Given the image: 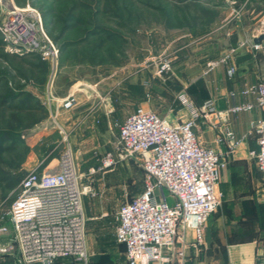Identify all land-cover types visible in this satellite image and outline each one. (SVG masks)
I'll list each match as a JSON object with an SVG mask.
<instances>
[{
	"label": "rangeland",
	"instance_id": "374dc122",
	"mask_svg": "<svg viewBox=\"0 0 264 264\" xmlns=\"http://www.w3.org/2000/svg\"><path fill=\"white\" fill-rule=\"evenodd\" d=\"M227 1L0 0V101L3 97L16 101L21 91H28L47 109V116L27 129L16 112L0 105V223H8V212L18 193V185L4 190L2 177L10 174L19 184L33 169L57 170L62 154L71 147L81 182L90 186L84 196L88 264H125L123 247L114 237L112 215L123 202L144 189L145 171L140 155L120 159L112 167H102L103 155L117 154L118 126L111 118L112 128H109L101 110L92 121L84 122L85 112L96 99L94 84L101 80L107 88L108 75L122 66L143 63L148 82L145 94L151 93L150 99L145 95L148 103L144 107L171 122L189 119L183 99H193L186 96L177 76L183 77L181 69L185 64L182 63L192 48L206 44V32H210L209 41L216 42V28L231 17L232 9ZM28 5L40 12L45 32L58 45L53 92L60 98L74 93L80 105L73 110L59 107L58 102H47L53 75L50 63L38 53L13 43L2 30L10 9ZM169 16L172 22L167 25ZM183 18L187 25L178 26ZM103 31L115 33L118 40L114 41ZM192 40L195 41L191 43ZM100 43H103L101 53L109 61L93 65L89 59ZM113 49L115 54L111 56ZM165 59L171 61L169 70L160 68ZM27 146L29 152L21 161L19 155ZM42 157L45 160L39 164ZM9 226L12 227L10 223ZM9 256L0 255V264H14Z\"/></svg>",
	"mask_w": 264,
	"mask_h": 264
},
{
	"label": "built area",
	"instance_id": "2783aa9c",
	"mask_svg": "<svg viewBox=\"0 0 264 264\" xmlns=\"http://www.w3.org/2000/svg\"><path fill=\"white\" fill-rule=\"evenodd\" d=\"M2 30L21 48L38 53L53 70L48 86L47 102L73 110L78 104L74 93L60 98L53 92L59 48L45 32L40 12L28 5L15 7ZM259 30L264 32V21ZM260 43H253L259 49ZM230 53L206 63V72L228 63ZM162 70L171 69V61L164 60ZM236 72L229 66L228 74ZM147 86L148 82L145 81ZM256 94L264 107V81L243 91ZM146 96L150 99L151 94ZM190 118L171 122L156 111L138 106L123 123L115 143L117 154L102 156V167H112L120 159L140 155L145 171L144 189L116 210V240L126 247V264H180L186 257L184 239L179 226L185 224L195 231L193 246L204 245L206 223L222 205L223 193L218 190L222 171L228 160L214 148L203 145L197 135V120L216 112L212 100L201 107L183 99ZM253 105L240 104L226 112L251 110ZM258 149L256 158L264 175V119L255 127ZM228 137L232 132H227ZM219 137L217 141H222ZM239 140L232 142L234 148ZM36 168L28 172L18 185V193L8 212V223H0V255H14L16 264H88L86 215L83 197L90 186L81 182L71 147L62 154L58 169ZM168 195L175 201H169ZM9 223L12 227L9 226ZM9 236L8 239L3 237Z\"/></svg>",
	"mask_w": 264,
	"mask_h": 264
},
{
	"label": "crops",
	"instance_id": "0c3cea01",
	"mask_svg": "<svg viewBox=\"0 0 264 264\" xmlns=\"http://www.w3.org/2000/svg\"><path fill=\"white\" fill-rule=\"evenodd\" d=\"M227 2L232 9L231 17L216 28V42H210V32H206V44L192 48L187 60L182 63L185 64L181 69L183 77L177 76L183 83L186 96L199 107L207 100L214 102L216 112L199 117L195 129L203 145L216 149L228 160L217 186L223 193L222 205L210 215L206 223L204 245L200 250L192 245L195 240L194 229L185 224L179 226V233L184 239L181 245L186 249V257L181 259L180 264H264V175L256 158L251 155L253 150L258 149L255 127L264 119V107L259 105L256 94L243 93L249 86L264 81V38L256 42L261 44L259 49L253 47L255 39L264 35L262 30L257 29L258 23L264 21V0ZM231 48H236V51L228 63L205 71L210 59L227 55ZM231 65L236 67L232 77L228 74ZM105 80L110 85L107 88L103 87L101 80L94 84L96 95L93 96L96 99L83 119L84 122L89 119L92 121L91 118L97 117L96 112L101 110L103 118L108 119L109 128H112L110 119H114L113 124L118 126L119 134V124L137 106L144 107L148 103L144 86L146 69L140 62L125 65ZM240 104H251L253 108L238 113L226 112L230 107ZM228 131L232 132L231 139L226 135ZM219 137L223 139L218 142ZM235 140L240 143L232 148L231 144ZM44 160L45 157L39 158L38 163ZM167 196L172 203L175 201L168 193ZM115 214L112 220L116 240ZM89 229L92 230L93 225ZM116 243L123 247L126 264V247L117 240ZM105 246L109 251V244ZM8 258L16 264L14 255Z\"/></svg>",
	"mask_w": 264,
	"mask_h": 264
},
{
	"label": "trees",
	"instance_id": "16d2710c",
	"mask_svg": "<svg viewBox=\"0 0 264 264\" xmlns=\"http://www.w3.org/2000/svg\"><path fill=\"white\" fill-rule=\"evenodd\" d=\"M187 18V17H186ZM185 19H180L178 26H185L187 25V21ZM171 17H167V25L171 24ZM101 32V31H100ZM105 34L108 35L109 38H112L114 41L118 40L119 38L115 33L111 31H103ZM120 43H122L120 41ZM102 44L100 43L97 47L96 53L90 57L89 61L91 64H102L109 61L106 57L102 55ZM111 56L115 54L114 49L110 51ZM145 86V85H144ZM150 88V86H149ZM148 89L145 87V90ZM147 91H145L146 93ZM150 93V92H149ZM151 94V93H150ZM146 95V94H145ZM16 101H10L9 98L3 97L1 98L0 105L3 108L9 109L10 111L16 112L20 122L23 124L24 127L30 129L34 127L39 121L44 119L47 116V109L41 103H39L36 97L33 94H30L28 91H21L18 96L16 97ZM10 101V102H9ZM29 152V147H25V151L19 155V159L21 161L25 160V154ZM21 182V181H20ZM18 184V179L10 174H7L2 177V187L4 190L7 189H14Z\"/></svg>",
	"mask_w": 264,
	"mask_h": 264
},
{
	"label": "water",
	"instance_id": "95a60500",
	"mask_svg": "<svg viewBox=\"0 0 264 264\" xmlns=\"http://www.w3.org/2000/svg\"><path fill=\"white\" fill-rule=\"evenodd\" d=\"M264 38V35H261V36H259V37H257L256 39H255V42H258V41H260L261 39H263Z\"/></svg>",
	"mask_w": 264,
	"mask_h": 264
},
{
	"label": "bare ground",
	"instance_id": "6f19581e",
	"mask_svg": "<svg viewBox=\"0 0 264 264\" xmlns=\"http://www.w3.org/2000/svg\"><path fill=\"white\" fill-rule=\"evenodd\" d=\"M11 11H12V9H10V10L8 11V13L10 14V13H11Z\"/></svg>",
	"mask_w": 264,
	"mask_h": 264
}]
</instances>
